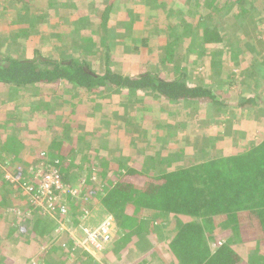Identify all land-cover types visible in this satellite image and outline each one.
<instances>
[{
  "label": "trees",
  "instance_id": "obj_1",
  "mask_svg": "<svg viewBox=\"0 0 264 264\" xmlns=\"http://www.w3.org/2000/svg\"><path fill=\"white\" fill-rule=\"evenodd\" d=\"M77 1L14 0V3L24 4L16 14L17 18L8 22V27L16 31L0 38V45H10L9 53H0V95L17 96L19 92L39 85L47 86L50 91L61 87L55 92L66 91L71 98H65L63 102L69 104L65 117L61 115L62 108L55 106L56 99L62 96L57 94L48 95L49 100L42 97L43 100L33 108V116L26 118L21 115L24 114L21 110L20 114L13 110L11 116L0 113V165L7 168L8 163L7 171L0 174V264H116L115 260L118 264H264L252 254L253 250L264 247V138L235 154H219L210 159L194 155L197 160H189L187 165L174 166L172 170H167L172 162L160 164L155 174L157 184H153L154 179H149L143 187L140 174L149 172L157 158L155 154L144 149L137 152L141 154L140 171L124 154L115 158L99 154L96 160L90 156L86 160L91 167L85 171L79 164L86 163L87 137L79 134L73 141L71 137L73 133H79L77 125L84 119L78 114L80 107L76 106L74 97H86L88 100L84 99L83 104L98 105L97 99H108L111 94L134 98L139 93H147L154 94L156 100L169 107L172 102L177 105L186 102L192 109L203 106L207 111L212 107L218 111L231 109L234 105L222 102L211 88L185 81L188 55L182 53V43L189 37V51L197 52L198 56L203 55L205 47H214L211 61L221 60L223 48L235 47L236 57L240 61L244 58L250 65L242 66L253 78L252 83H256L252 90H261L236 106L252 105L256 110L264 109V104H260L264 102V83H261L264 78L254 71L258 62L249 52L236 48L237 40L232 35V27L247 22V19L252 23L256 18L258 27L264 26V18L256 17L264 14V0H186L176 8L178 10L166 13L162 10L163 4H175L178 0H89L96 6L85 11L76 6ZM30 4L48 7L32 15ZM220 11H223L222 15ZM112 13L117 23L109 20ZM149 18L155 19L156 26L149 28V33L143 30L142 36L135 37L133 32L138 22ZM71 19L76 20H73L76 29L65 37V26H61V22L68 26ZM118 19L121 20L119 24ZM48 25L56 29L46 33ZM143 25L147 31L148 25ZM110 26L118 36L124 35L121 38L126 36L125 42L113 41L114 46H104L99 55L95 39L105 35ZM223 32H231L225 46ZM149 36L151 39L156 36L153 48ZM55 38L69 43L77 38L78 43L70 47L53 41ZM262 41L264 43V38ZM21 46L29 48L30 56L22 58L15 53ZM126 46L138 52L128 57V64L133 66L132 75H124L117 62L108 66L111 49L117 52ZM68 54L70 56L65 58ZM96 54V60L89 57ZM152 63L156 66L148 68ZM166 68L169 69L163 72ZM175 71L183 73L172 76ZM28 108L25 111H29ZM43 111L53 115L48 120L54 127L57 125L53 134L44 123H37L33 130L25 128L30 120L39 118L43 122L40 120L46 118ZM149 118L148 114H132L122 127L139 136V128L147 127ZM43 132L47 134L41 138ZM103 132L114 142V134H109L108 130ZM173 134L170 144L177 138V134ZM31 161L43 173L52 169L57 171L64 191L52 190L60 199L53 203L52 215L31 205L33 216L23 217L22 214V221L19 220L22 224L17 230L18 221L14 215L21 212L20 208H25L23 200L26 196L20 185H32V194L39 196L42 182L38 177L33 180L26 170L22 171L24 180L17 183L6 178V174L16 176L14 168L17 164L28 168ZM92 174H96L99 185L90 182ZM81 178L86 179L84 187L89 186V192L80 190L74 195L72 191ZM17 187L19 192L11 193L10 188ZM83 198L88 202H99L101 213L110 214L114 221L111 241L103 244L101 250L91 247L95 255L78 245L68 232L59 230L61 224L73 228L87 222L90 206ZM26 203L30 206V202ZM85 211L89 213L86 215ZM20 227L26 231L21 232ZM6 235H13L11 242H21L19 251L27 250L22 255L26 257L24 260L14 253L12 243L2 242V236L5 238ZM55 238L62 240L60 246L55 245ZM128 252L134 258H129Z\"/></svg>",
  "mask_w": 264,
  "mask_h": 264
},
{
  "label": "rangeland",
  "instance_id": "obj_2",
  "mask_svg": "<svg viewBox=\"0 0 264 264\" xmlns=\"http://www.w3.org/2000/svg\"><path fill=\"white\" fill-rule=\"evenodd\" d=\"M185 2L187 1L178 0V2L175 4H163L162 10L165 11H163L164 13H166L168 10L176 11L178 10L176 8H178L180 5H183ZM23 5L24 4H19L17 2L14 3V0H0V38L4 36L6 37L11 32L16 31L15 28L8 27V21L12 20L13 18H17L16 14H18L20 8H22ZM76 6L80 10H83L90 6H93V4L89 0H79L77 1ZM224 6L227 7L226 4H224ZM28 7L30 8V14L33 15L36 14V12L42 10L44 11L43 8H45V5L43 4L37 6L34 4H30L28 5ZM184 7L186 8V6ZM222 13L223 11H220V15H222ZM256 17L264 18V14H259ZM110 18L113 19L114 15H111ZM143 19L138 22L137 28L134 29L135 31L133 33L135 37L140 35L142 36L143 30L149 33L148 29L154 28V26H156L155 19ZM73 20L75 19H71L68 22V26L64 25L61 22V26H65V37L72 34L74 25H76ZM255 20L257 19L253 18L254 23ZM245 21H247L245 22L247 24L243 23L239 25L238 23H236V26L232 27V35H234L237 40V42H235L237 44L236 48L239 47L242 52H249L250 55L255 58V61H257L258 64L255 67L254 71H258V73H260L264 78V58L261 59V56H263L264 52V43L262 41L264 38V26L261 25L258 27L256 23H251L249 19ZM143 23L148 25L147 31L145 30L146 27L145 25H143ZM53 29H56V27L48 25V27L46 28V33L50 31L53 32ZM67 33L69 35H67ZM230 33L223 32L224 46L226 45V43H228L230 39ZM123 36L124 35L118 36L117 32L113 29V27H109L106 30L105 35L100 36V39H95L98 43V54L101 55L103 53L102 50L104 46H114L113 44H111V42L113 41L116 42L121 40L122 43L125 42L124 39L126 36L124 38H121ZM150 36L148 38V41H151L149 44H151L150 47L153 48L152 44L155 43V41H153V38H155L156 36L152 39L150 38ZM189 36L190 34L187 37ZM14 37H17L16 33H14ZM187 39H185V42L182 43V53L188 55L184 70V75L186 76L185 81L188 80L187 82L192 85L205 86L211 88L216 94H218L222 102H224L225 104H232L234 106L231 109L222 108L220 111L216 110V107H212L210 111H207L205 110L207 108H203L204 106L201 107V109L199 107L192 109L190 108V104H186V102L182 104L180 103L179 105L175 104V102H172V107H169L160 102L159 100H156L154 94L148 95L147 93H139L138 95L134 96V98H128L127 95H120L118 93L111 94L112 96H110L108 99H97L96 103L98 105L83 104L82 101L84 99H87L86 97H74V101H76V106L78 107V109L79 107L81 109H79L80 112H78V114L84 117V119L80 121L77 125L79 133L75 132L71 135V137L72 141L74 140V137L79 134L87 137L85 143L89 145V147L86 153L84 154V160H89L90 156H92L91 158H93V160H96L99 154L103 155L104 157L111 158H115L120 154H124L129 157L130 161H132V163L130 164H132L133 167L140 171L141 154L137 152L143 151L144 149L145 152L149 154H155V156L157 157L154 163L152 164L153 166L150 165V168L148 169L149 172H143L140 174V179L144 180V187V184H147L149 182V179H154L153 184H157L158 179L156 180L155 174L157 173L160 164L165 165L169 162H172L173 165L168 166L167 168V170H172L174 166H185L188 164L189 160H197L196 158L194 159V155L196 157L203 156V159H210L215 158L219 154H221V156L230 155L232 153L235 154L238 150H243L246 145L257 144L262 138H264V113L261 112H264L263 107L260 110L257 109L259 111L258 112L252 105H245L244 107L236 106L237 104H240L241 102L245 101V99L249 96H253V92H261V90H252V88H254L253 84L256 83H252L253 78L249 77L248 73L244 71L243 66H250L248 61L244 60V58H242V61H240L236 57L237 54L235 52V47L228 50L223 48L221 60L217 62L211 61V54L213 53L212 49L214 47H205V52H203V55L198 56L196 55L197 52H195V54L193 53L194 51H189L187 44L189 43L190 37L188 41H186ZM61 40L62 39L58 38L53 39V41L67 46L78 43L77 38L73 40L75 42L71 43L67 41L63 42V40ZM258 40H261L262 42H258ZM104 42H107V44H105ZM70 47H72V45ZM9 48L10 45H8L7 43H2V45H0V53L3 55L9 53ZM215 48H218V46L216 45ZM42 52L45 53V51ZM15 53L22 56V58H26L27 56H30L31 51L29 50V48H22L21 46L18 47ZM109 54L110 60L108 66H113V64L117 62L120 64L119 67L123 70L121 72L124 75L134 74L132 70V63L128 64V57L136 55L138 54V52L126 46L117 52L116 49H111ZM69 56L70 54H68V56H66L65 58ZM89 57H91L93 60H96L97 54L95 55V57ZM155 66L156 65L152 63L148 66V68H154ZM209 67L211 68V71H209ZM168 69H163V72H166V70ZM173 73L174 75L172 76L176 77L177 75H181L183 72L180 73L178 71H175L172 72V74ZM261 83H264V79L263 81H261ZM47 88V86L37 85V88H29L26 91H21L17 96L5 95L3 97L2 94L0 95V106L2 105L0 107V110L7 108H9V110H14L15 108H18V114H20L19 111L21 110L20 112L24 113L21 115L27 118L28 116H33V108L35 107V104L37 102L39 104V102L43 100L42 97L45 100H49V98H47L49 97L48 95L52 96L57 94L62 96L56 99L55 106L62 108L63 111L61 112V115L63 114V116L65 117L69 111V104L63 102L65 98H70V94H67L66 91L62 92V94L55 92L56 90H58V88L61 87H55V89L51 91ZM260 104H264V102ZM27 108L29 109V111H25L27 110ZM40 110H43V108H41ZM90 110L94 111L92 112ZM25 113H27V115ZM41 113L46 112L43 111ZM132 114H139L142 116L148 114L150 116L147 122L148 126H143L142 128H139V136L131 132H126L125 129L122 127L124 126V122H126L129 116H131ZM51 116L53 115L47 112L44 116L46 118L41 117L42 119H40L43 120V122H40L39 118L36 120H30L27 122V127L25 128H27V130L28 128H32L33 130V128H37V123H44V125L49 127L48 132L53 134L57 125L54 127V123L48 121ZM104 130H108L109 134H114V142H111L112 138H110L111 140H109V136H106V133L103 132ZM240 132H244L245 135L242 136ZM170 133H174L173 135L177 134L176 141L172 142V144L169 143V141H171ZM46 134L47 133L43 132L41 138H43ZM24 158L27 159V157L25 156ZM83 163L84 164H79V166L86 171L89 168L90 164L87 165V160L86 163L85 161ZM6 164L7 168L4 165H0V174L3 172V170L7 171L8 163L6 162ZM29 167H31L30 164L28 165V168ZM9 168L13 169L12 167ZM22 168L23 167H21L20 163H18L14 169L16 171L18 169L23 171ZM84 177L87 178L86 175H84ZM84 180L86 181V179L81 178V180L78 181L76 188L72 191L74 195L80 193V190L89 192V186L84 187ZM89 180L90 182L99 185L100 181L98 182L96 174L95 176L93 174L90 175ZM123 180L126 179L123 178ZM19 189V187L10 188L11 193L19 192ZM29 200L30 197L26 194L23 200L25 208H20L21 212H16L14 215V219L18 221V224L15 225L17 230L22 224H19V220L22 221V214L23 217L26 215L33 216L32 211H34V209L33 207H31V205L36 206L41 204V201L38 200L36 204L30 203L29 206V204L26 203L27 201L31 202ZM83 200L86 202L85 204H87V206H90V208L87 210L91 211L92 215L100 216L99 202H95L92 200L88 202V200L85 198H83ZM40 211L43 212V210L41 209ZM88 211H85L84 213L87 212L88 214ZM87 218H89V216H87ZM28 236L30 237V235ZM12 237L13 235L9 237H7L6 235L5 238L2 236V242H5L7 244L12 243L11 246L14 250V253H16V255L21 260H24L23 258L26 257L22 255H25L24 252H26L27 250H24V252L19 251L22 249L21 242L18 241L16 243L15 241L16 244L14 242H11V240L13 239ZM151 238L152 237H150V240ZM60 241L61 240L55 238V245L60 246ZM4 248L6 249V247ZM90 252L93 255H95L96 253L93 250H90ZM253 254L257 255L259 259L264 260V247L260 246L258 250L253 252ZM96 257L97 259L100 258V256ZM129 258L134 257L130 255ZM118 262L119 261L117 260L114 261V263L116 264H118Z\"/></svg>",
  "mask_w": 264,
  "mask_h": 264
},
{
  "label": "built area",
  "instance_id": "obj_3",
  "mask_svg": "<svg viewBox=\"0 0 264 264\" xmlns=\"http://www.w3.org/2000/svg\"><path fill=\"white\" fill-rule=\"evenodd\" d=\"M34 165L35 164L33 163L31 164V167L22 169L23 171L26 170L29 177H31L33 180L37 177L40 178L42 182L40 185V195L34 196L32 194V185L21 184L20 188L24 190L25 195L27 194V196L30 197L29 201H31V204H36V202L39 200L41 201V204L36 205V207L43 210L45 213L51 214L54 211L53 203L60 200L58 197L54 196L52 190L64 191L63 185L60 181L57 171L52 169L43 173L39 167ZM33 168L35 169L33 170ZM22 175V170L18 169L16 176H10L9 174H6V178L17 183L16 181L24 180L23 177L25 178V176ZM85 214H87V212ZM113 225L114 221L112 216H108L96 226L80 223L79 225L72 228L61 224L59 230L68 232L78 245L90 252L92 246L97 250H101L103 244L111 241ZM20 230L21 232H25V228L23 227H20Z\"/></svg>",
  "mask_w": 264,
  "mask_h": 264
},
{
  "label": "crops",
  "instance_id": "obj_4",
  "mask_svg": "<svg viewBox=\"0 0 264 264\" xmlns=\"http://www.w3.org/2000/svg\"><path fill=\"white\" fill-rule=\"evenodd\" d=\"M70 1H73V0H70ZM119 1H124V0H119ZM118 1V2H119ZM40 5H43V4H40ZM102 5L103 4H101L100 6L102 7ZM38 6V5H37ZM94 6H96V4H93V6L92 7H94ZM120 6V5H119ZM45 7H48V5H45ZM44 9V11L46 10L45 8H43ZM85 10H89V8L88 9H83V10H81V11H85ZM137 10L139 11V12H143V9H140V8H137ZM111 15H114V18L113 19H111L110 17H109V20H111V21H114V22H116L117 23V21H115V19H116V17H115V14H111ZM110 15V16H111ZM120 21L121 20H119L118 19V24L120 23ZM9 22V21H8ZM110 28H112V26H110ZM10 95V94H9ZM14 110H18V108H15ZM12 111L13 110H9V108H7V109H2V110H0V113H2V114H4L5 116L6 115H9V116H11V113H12ZM111 137L109 136V140H111L110 139ZM108 216H111L110 214H107V213H103L102 212V214H101V211H100V216L99 215H96V216H94V215H92V213H91V211H90V213H89V218H86L87 219V222H85V224H89L90 226H96L97 224H99L100 222H102L106 217H108ZM60 243H62V240L60 241ZM252 248V247H251ZM253 251H256V250H253ZM252 254H253V252H252ZM127 256L128 257H130V254H129V252L127 253ZM126 258V257H125ZM258 258V260H259V262L261 263V261H262V263H264V260H262V259H259V257H257ZM126 260H127V258H126ZM261 260V261H260ZM118 261V260H117ZM128 261V260H127ZM125 264H128V263H125Z\"/></svg>",
  "mask_w": 264,
  "mask_h": 264
},
{
  "label": "clouds",
  "instance_id": "obj_5",
  "mask_svg": "<svg viewBox=\"0 0 264 264\" xmlns=\"http://www.w3.org/2000/svg\"><path fill=\"white\" fill-rule=\"evenodd\" d=\"M33 163H34V161H31V162H30V165L33 164ZM34 164H35V163H34ZM75 226H77V225H75Z\"/></svg>",
  "mask_w": 264,
  "mask_h": 264
}]
</instances>
